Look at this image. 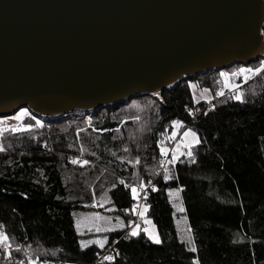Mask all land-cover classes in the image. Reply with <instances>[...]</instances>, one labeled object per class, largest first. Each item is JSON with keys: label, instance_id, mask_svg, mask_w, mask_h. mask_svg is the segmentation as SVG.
Returning <instances> with one entry per match:
<instances>
[{"label": "trees", "instance_id": "16d2710c", "mask_svg": "<svg viewBox=\"0 0 264 264\" xmlns=\"http://www.w3.org/2000/svg\"><path fill=\"white\" fill-rule=\"evenodd\" d=\"M218 76L197 74L159 98L140 95L84 114L32 112L25 119L29 128L0 132L5 244L43 263L264 264V66L243 83L240 99L195 102L189 83L214 96ZM174 122L193 130L198 143L158 176L161 142L171 145ZM77 157L84 161L75 164ZM120 181L136 189L153 182L143 217L154 223L160 243L142 229L137 236L120 229L109 233L103 248H82L73 212L106 189L123 221L134 219L132 187ZM171 189L179 190L195 251L178 237ZM110 248L111 261L104 259Z\"/></svg>", "mask_w": 264, "mask_h": 264}, {"label": "water", "instance_id": "95a60500", "mask_svg": "<svg viewBox=\"0 0 264 264\" xmlns=\"http://www.w3.org/2000/svg\"><path fill=\"white\" fill-rule=\"evenodd\" d=\"M263 24L264 0H0V115L159 98L264 58Z\"/></svg>", "mask_w": 264, "mask_h": 264}, {"label": "rangeland", "instance_id": "374dc122", "mask_svg": "<svg viewBox=\"0 0 264 264\" xmlns=\"http://www.w3.org/2000/svg\"><path fill=\"white\" fill-rule=\"evenodd\" d=\"M252 62L249 63L248 65H244V64L233 65L230 68H228L230 70L228 69L219 70L217 88L219 85L227 88L235 87L238 85V83L236 84L235 81L237 79L239 80L240 77H242L243 80L241 81L243 83L249 80L250 78H252L264 66L261 64L251 65ZM241 69H244L245 71L241 72ZM248 69H251L252 71H247ZM189 89L192 94L193 100L195 102L203 101L207 105L212 100L213 97L212 90L210 91L207 88L197 87L193 82L189 83ZM90 111L92 110L80 111V112L74 111L62 115H67L70 113L76 114L77 112L84 114L85 112L89 113ZM17 117H19V119H17ZM27 117L33 118L32 112H30L27 108H19L18 110L14 111L9 115H0V132L3 131L18 132L29 128L30 126L25 123V119ZM13 129L16 130L13 131ZM168 139H170L172 145L168 146L165 141H162L161 149H163V151L166 153L171 149L170 158L172 161L176 160L178 157L182 155L185 156L189 155L191 147L198 143V136L196 135V133L188 127L182 128L179 123L173 124V130L169 135ZM173 140H175L174 144L172 143ZM173 157H175V159H173ZM77 158H81V157H77ZM77 158H74L75 164H77L76 163ZM82 162L83 160L80 163ZM133 188L135 187L132 186V189ZM108 190L109 189H106L100 196H98L90 206L84 205L85 206L84 209L76 210L73 212V218L75 220V225H76V232L79 235V242L81 247H84L90 241H94V242L101 241L103 242V247H104L107 243L109 233L120 229H125V232L132 233L136 225H139V229L142 230L144 228H148L149 231H151L153 234L158 236L154 223L150 219L144 218L143 216L140 215L141 212L145 213L144 208H142L140 213L138 214V221L136 223L133 222V220L135 219L134 218L132 221H129L126 224L123 221L122 217L116 213V209L111 203V200L108 196ZM136 190L138 192V189ZM168 197L174 209V222L177 228L178 237L186 245L188 249L192 250L193 244L186 218L182 212L183 207L181 205L179 190L178 189L169 190ZM134 214L135 217L136 216L135 210H134ZM145 220H148L151 223L146 224ZM0 235L3 234L0 233ZM147 237L149 238L148 235ZM150 241L153 242L151 239ZM0 242L5 243V241L3 240H0ZM97 245L99 248H103L100 247L99 244Z\"/></svg>", "mask_w": 264, "mask_h": 264}, {"label": "built area", "instance_id": "2783aa9c", "mask_svg": "<svg viewBox=\"0 0 264 264\" xmlns=\"http://www.w3.org/2000/svg\"><path fill=\"white\" fill-rule=\"evenodd\" d=\"M241 80H243L242 77L239 78V84L235 87H232V88H227V87H223V86L219 85L217 88L216 94L212 97V100L207 105H211L214 101H216L222 97L231 96L232 98H236L237 96H239V94H238L239 89L243 85V82ZM172 143L174 144L175 140H173ZM170 154H171V149L167 153L164 152L159 156V158H158V161H159L158 176H161V174L165 170L167 164L171 161ZM82 160H81V158H77L76 163L79 164ZM120 183L124 184L122 181H120ZM124 185L125 186L127 185V187L133 186L132 184H129V185L124 184ZM152 186H153V182L151 181L147 185H144L142 187H138L137 196L135 199V203L133 205V210H135V212H136V216L134 217L135 219L133 220L134 223H136L138 221V214L140 213L141 209L142 208L145 209L148 207L146 197L148 196L149 189ZM105 254L107 256H112V249L111 248L108 249L105 252ZM0 264H57V263H43V262H40L37 260L25 259V258L15 254L11 250L9 245L0 242Z\"/></svg>", "mask_w": 264, "mask_h": 264}, {"label": "snow or ice", "instance_id": "6c2138e0", "mask_svg": "<svg viewBox=\"0 0 264 264\" xmlns=\"http://www.w3.org/2000/svg\"><path fill=\"white\" fill-rule=\"evenodd\" d=\"M244 71H245L244 69H241V72H244ZM247 71H252V70H251V69H248ZM236 98H237V99H240L239 96H237ZM17 119H19V117H17ZM174 123H176V122H174ZM15 130H16V129H13V131H15ZM193 135H194V134H193ZM173 159H175V157H173ZM165 178H167V177H165ZM132 194H133V198L135 199L136 196H137V190H136V188H133V189H132ZM140 215H141V216H144V213L141 212ZM145 223H146V224H150L151 222L148 221V220H145ZM137 229H139V225H136V226H135V228L133 229L131 235H133V236H137V235H139V232H138ZM143 231L149 236V238H150L154 243H160L158 236H156V235L153 234L151 231H149L148 228H144ZM0 240H3V241L6 242V241H7V237H6V236H3V235H0ZM96 243L99 244L100 247H103V242H101V241H96ZM193 251H195L194 248H193ZM104 259H105V260H109V261H111L113 258H112L111 256H105Z\"/></svg>", "mask_w": 264, "mask_h": 264}, {"label": "crops", "instance_id": "0c3cea01", "mask_svg": "<svg viewBox=\"0 0 264 264\" xmlns=\"http://www.w3.org/2000/svg\"><path fill=\"white\" fill-rule=\"evenodd\" d=\"M174 210V209H173ZM182 212H183V209H182ZM74 225H75V220H74ZM75 229H76V225H75ZM80 243V242H79ZM92 244H94V245H97V243L96 242H94V241H90L89 243H87L84 247H82V248H85V247H87V246H89V245H92ZM98 246V245H97Z\"/></svg>", "mask_w": 264, "mask_h": 264}]
</instances>
